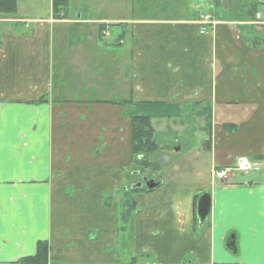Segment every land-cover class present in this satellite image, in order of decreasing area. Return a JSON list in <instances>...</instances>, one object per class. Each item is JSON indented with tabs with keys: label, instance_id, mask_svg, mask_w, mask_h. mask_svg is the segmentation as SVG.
<instances>
[{
	"label": "crops",
	"instance_id": "1",
	"mask_svg": "<svg viewBox=\"0 0 264 264\" xmlns=\"http://www.w3.org/2000/svg\"><path fill=\"white\" fill-rule=\"evenodd\" d=\"M214 3L199 17H214ZM258 15L244 32L252 42L231 20L137 23L124 50L121 31L113 39L122 42L108 43L104 64L82 46L79 24L89 17H67L70 33L52 28L66 19L51 14L35 16L32 27L20 15L0 16V264L34 256L39 241L48 244V264H264ZM92 91L115 99H91ZM130 115L150 116L164 134L180 129L173 141L182 149L159 158L162 182L153 190L131 188L142 176L131 160ZM238 157L260 161L261 179L234 172L215 182L211 169ZM203 193L211 208L199 227Z\"/></svg>",
	"mask_w": 264,
	"mask_h": 264
},
{
	"label": "rangeland",
	"instance_id": "2",
	"mask_svg": "<svg viewBox=\"0 0 264 264\" xmlns=\"http://www.w3.org/2000/svg\"><path fill=\"white\" fill-rule=\"evenodd\" d=\"M50 1L51 0H16L17 7L15 12L12 13H4L0 14L1 17L6 18L8 17H15L17 18L18 15L20 17H24L25 20L30 21L27 23V26L32 27L33 26V19L35 16L40 17H47L50 16ZM68 1V17H73L72 13L75 9L78 8L80 12H82L84 17H90V20H86V23H80L79 25H82L83 27L80 30L82 32L81 34L84 35L85 40L82 42L83 48H87V46L92 49V57L100 62L101 64H104L105 62L100 58V56H103L105 58V54L107 51H109V45L112 41V43L116 42L113 38L118 35L120 31L125 33V40L123 41L125 44L122 45V50H124L130 42V36L127 34L128 30L133 29L134 24H143L149 21L154 20H170L168 17H176L179 15V17L184 16V13H190V10L194 17H196L199 12H202L203 10H207V5H212L213 0H205L203 5L202 0H67ZM222 8H225L227 6L228 1L222 0ZM261 5H264V0H261ZM204 6V7H203ZM206 8V9H204ZM186 11V12H185ZM211 11L207 12L210 13ZM219 15V14H218ZM263 16V17H262ZM101 18L105 19H113L110 21H118V22H111V23H102L99 22ZM217 23L219 24V19L217 16H215ZM221 19H224L226 21L228 20H234L239 21L237 23H234V26L238 29H243L244 23L240 21L235 16H220ZM184 19V18H181ZM74 20V18H73ZM256 20V19H255ZM264 21V10L263 7L261 8V22ZM68 18L63 21L62 23L58 24H52V28L57 27L64 29L66 32H72L73 26L68 23ZM99 24H102L104 27H108V31H103L99 33L96 36V28ZM221 24V23H220ZM247 24V23H246ZM255 24V23H254ZM253 24V25H254ZM26 26V27H27ZM77 28V29H80ZM245 32V30H243ZM252 31V30H251ZM113 39V40H112ZM263 37L261 36V40ZM264 40V39H263ZM262 40V41H263ZM108 44L107 46H105ZM79 53H83V50L81 49ZM114 50V49H111ZM112 52V51H111ZM55 59L57 60L58 65L61 66V61H63L64 57L60 56V54L57 53L55 55ZM63 67V66H62ZM66 75L65 71L60 72V78L58 82H61L65 78L63 77ZM58 79V77H57ZM109 95V96H108ZM112 92L111 93H104V92H97L92 91L89 95L91 99L95 100H105V99H115L112 98ZM106 96H108L106 98ZM164 121V119L162 120ZM169 131H172L174 136L169 138L168 140H163L161 143V146H166L172 143V140L175 138L180 139V129L173 128L171 125L168 128ZM163 132V131H161ZM205 137L204 133H200L198 135V141L200 142ZM175 144V143H172ZM161 150V149H160ZM163 152H166V148H164ZM162 152L160 151V154ZM173 157V156H172ZM173 159V158H172ZM150 173L148 170H146L142 175H147ZM246 174L243 176V179H261V171H248L245 172ZM210 176V174H209ZM147 178H153L156 180L155 176H146ZM159 177H162L160 175ZM236 178H241V174L236 172ZM133 181V178H132ZM128 180V184H129ZM128 188L130 186H127Z\"/></svg>",
	"mask_w": 264,
	"mask_h": 264
},
{
	"label": "trees",
	"instance_id": "3",
	"mask_svg": "<svg viewBox=\"0 0 264 264\" xmlns=\"http://www.w3.org/2000/svg\"><path fill=\"white\" fill-rule=\"evenodd\" d=\"M16 0H0V14L4 13H14L16 10ZM213 5V4H212ZM219 1L214 3V6H218ZM234 5L232 13L229 16H235L240 21L244 23L243 30L251 31L250 27L246 23H251L255 21L256 14L261 13V8L264 5L259 6L256 0H234L232 2ZM68 2L67 0H51L50 1V11L51 15L56 19H67L68 17ZM193 10V9H191ZM190 10V13L185 14L182 18H187V20H192L198 22L201 17L199 14L194 17ZM73 15V14H72ZM179 17H169L168 19L172 21H181ZM263 17V16H262ZM261 19V18H260ZM85 20H90L86 18ZM183 20V19H182ZM234 21V20H231ZM239 22V21H235ZM264 22V21H263ZM98 34L105 31V27L102 24L97 26ZM120 39L125 37V33L121 31L118 36ZM117 41H121L117 39ZM122 42V41H121ZM122 101L119 103H124ZM191 130L193 127L190 128ZM129 144H130V154L131 160L137 161V168L141 176L146 170L153 174L156 179L159 178L161 174V162L159 161L160 151L162 150L161 142L163 140H168L171 138L172 131H168L165 134L163 132H158L154 129L152 125V119L148 115H130L129 116ZM171 140L168 141V144ZM173 141V140H172ZM174 143L176 140L173 141ZM161 149V150H160ZM141 156V157H138ZM151 176V175H146ZM123 189V188H122ZM126 189H129L126 187ZM135 208L134 202H129L127 210L128 212L133 211ZM18 264H48V244L45 241H39L36 245V253L34 256L25 257L17 262Z\"/></svg>",
	"mask_w": 264,
	"mask_h": 264
},
{
	"label": "flooded vegetation",
	"instance_id": "4",
	"mask_svg": "<svg viewBox=\"0 0 264 264\" xmlns=\"http://www.w3.org/2000/svg\"><path fill=\"white\" fill-rule=\"evenodd\" d=\"M203 1V5H205V3H204V1L205 0H202ZM217 0H213V2H216ZM219 1V3H220V6H219V8L217 9V11H216V14L214 15V17L213 16H211V15H206L205 16V18H203L202 20H201V22L202 23H204V24H209V26L211 27V26H215L216 24H217V20H216V18H215V16H217L218 17V19H219V21H226V20H224V19H221L220 18V16H229L231 13H232V10H233V7H234V5H232V2H234V0H225V1H228V3H227V6L225 7V8H223V9H221L222 8V4H223V2H221V0H218ZM68 2V1H67ZM209 6L210 5H207L206 6V8H209ZM213 6V5H212ZM204 7V6H203ZM215 7H217V6H215ZM206 8H204V9H206ZM186 12V11H185ZM187 13V12H186ZM75 17H77V16H80V17H82L83 16V14H82V12H80V10H78V8L77 9H75L74 11H73V13H72ZM219 14V15H218ZM84 17V16H83ZM241 30V34H242V38L244 39V40H246V41H251L252 42V39H255V38H252V35L249 37V34H247V33H244V31H243V29H240ZM254 41V40H253ZM182 141H176L175 142V144H168V145H166V146H163L162 147V150H161V154H160V156H158L159 158H161V157H171V158H173L172 156H175L176 155V153H179V151H181V149H182V143H181ZM164 148H166V152H163V150H164ZM138 157H141V156H138ZM130 175H132L131 174V172H130ZM142 178V177H141ZM137 183V182H136Z\"/></svg>",
	"mask_w": 264,
	"mask_h": 264
},
{
	"label": "water",
	"instance_id": "5",
	"mask_svg": "<svg viewBox=\"0 0 264 264\" xmlns=\"http://www.w3.org/2000/svg\"><path fill=\"white\" fill-rule=\"evenodd\" d=\"M162 182V177H159L158 179H153V178H147V177H142L141 180L133 185H131V188H142L145 187L147 190H153L157 186H159ZM211 208V196L209 193H203L199 196L196 204V217L198 220V226L202 227L207 219V216L209 214ZM226 246L231 249L235 250V245H234V239L233 238H228L226 242Z\"/></svg>",
	"mask_w": 264,
	"mask_h": 264
},
{
	"label": "built area",
	"instance_id": "6",
	"mask_svg": "<svg viewBox=\"0 0 264 264\" xmlns=\"http://www.w3.org/2000/svg\"><path fill=\"white\" fill-rule=\"evenodd\" d=\"M262 163L257 160H248L245 157H238L231 166L217 167L211 171L212 178L219 183L227 180L234 172L245 173L252 170H259Z\"/></svg>",
	"mask_w": 264,
	"mask_h": 264
}]
</instances>
